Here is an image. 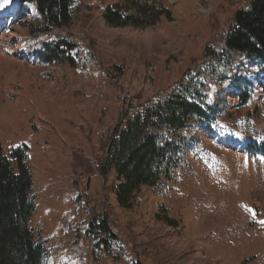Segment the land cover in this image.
<instances>
[{"label": "rangeland", "instance_id": "rangeland-1", "mask_svg": "<svg viewBox=\"0 0 264 264\" xmlns=\"http://www.w3.org/2000/svg\"><path fill=\"white\" fill-rule=\"evenodd\" d=\"M123 1L71 0L66 27L32 36L35 12L0 0V140L5 152L14 143L50 152L49 172L39 167L45 153L34 167L37 209L29 223L45 243L44 264H155L163 255L144 253L143 231L161 207L179 224V231L163 230L166 242L184 239L194 262L264 264V157L255 150L264 147V78L238 55L230 67L203 61L207 47L221 50L222 34L247 0H154L170 20L143 29L108 26L103 11ZM55 38L76 45L75 67L39 61L36 52ZM202 77L211 121L192 120L178 132L183 151L169 181L143 189L132 211L119 209L114 172L100 174L112 128L125 112ZM31 90L47 94L33 99ZM240 91L250 96L244 105ZM59 154L65 177L54 162ZM104 212L117 234L108 254L87 235L90 217Z\"/></svg>", "mask_w": 264, "mask_h": 264}, {"label": "trees", "instance_id": "trees-1", "mask_svg": "<svg viewBox=\"0 0 264 264\" xmlns=\"http://www.w3.org/2000/svg\"><path fill=\"white\" fill-rule=\"evenodd\" d=\"M19 3L29 6L37 15L35 24L29 28L32 36L62 29L72 19L71 0H19ZM102 18L113 28L143 29L155 26L161 19L170 20L171 13L154 0H124L107 7ZM221 43L220 51L207 47L203 61L230 67L238 55L249 65L256 64L264 78V0H247L245 8L234 13ZM75 46L68 38H55L44 43L35 55L45 65L75 67L72 56ZM207 70V77L211 78L209 73L213 70ZM207 77H202L201 82H180L151 105L146 102L131 116L125 112L119 117L105 142L100 167L103 177L108 169L114 172L116 185L111 189L119 209L132 211L139 205L138 195L143 189L169 181L171 169L183 151L181 141L175 136L178 132L192 120L200 124L211 121L214 109L206 105ZM238 81L246 84L245 80ZM248 100V93L240 91L239 104L244 105ZM260 146L255 150L264 157V147ZM245 150L251 151L249 147ZM28 158L29 148L25 144L8 152L0 144V264H44L45 243L35 236L29 224L36 210V199ZM160 210L154 216V226L144 225V253L152 258L163 255L152 259L156 260L155 264H200L193 261L192 251L184 239L176 245L166 242L163 230L179 231V224L163 207ZM87 235L105 253L111 252V241L117 239V234L107 212L90 217Z\"/></svg>", "mask_w": 264, "mask_h": 264}, {"label": "crops", "instance_id": "crops-1", "mask_svg": "<svg viewBox=\"0 0 264 264\" xmlns=\"http://www.w3.org/2000/svg\"><path fill=\"white\" fill-rule=\"evenodd\" d=\"M27 87H29V86H27ZM20 92V91H19ZM24 93H27L26 91H24ZM45 94H47V92H45V93H40V92H38V91H28V94L27 95H29V96H33L32 98L33 99H37L39 96H41V95H45ZM36 105V104H35ZM17 106H18V102H17ZM11 124L12 125H14V126H17L18 125V123H16V124H14L13 122H11ZM11 124L9 125V127L7 128L8 129V131H9V133L12 135V133H13V130L11 129ZM0 129H2V131L4 130L3 128H0ZM0 144H1V146L4 148L5 146H4V144H3V142L0 140ZM19 144L20 143H14V144H11L10 146L12 147V148H14V147H17V146H19ZM23 144V143H22ZM21 145V144H20ZM27 146L29 147V155H30V157H31V159H29V162H28V166H29V168H30V170H31V174H32V177H33V174H34V172H35V169H34V167L36 166V163L37 162H40L39 161V159H38V157L39 156H42V158H43V153H45V161H41L42 163L41 164H39V167L41 168V169H45V170H47L48 172L50 171L49 169H50V167H49V165L48 164H50V158H49V151L48 150H45V149H47V147L48 146H40V145H36L35 143L34 144H30L29 145V143H27ZM11 147H9L8 146V148H11ZM45 150V151H44ZM65 154H66V152H65ZM65 154L63 153V156H65ZM59 156H61V159L59 158ZM34 157V158H33ZM32 158H33V160H32ZM56 159L54 160V162H57L58 160H60L59 162L61 163V167H60V169H58V170H60L61 171V173H60V175H61V177H65L66 176V173H67V169L66 168H64V162L65 161H63L62 162V155H57L56 157H55ZM36 159V161H34ZM64 160V159H63ZM32 162H33V164H32ZM32 185H33V182H32ZM34 193V192H33ZM36 209H37V205H36ZM36 211V210H35ZM35 214V213H34Z\"/></svg>", "mask_w": 264, "mask_h": 264}, {"label": "snow or ice", "instance_id": "snow-or-ice-1", "mask_svg": "<svg viewBox=\"0 0 264 264\" xmlns=\"http://www.w3.org/2000/svg\"><path fill=\"white\" fill-rule=\"evenodd\" d=\"M8 2V0H4V3H7Z\"/></svg>", "mask_w": 264, "mask_h": 264}, {"label": "water", "instance_id": "water-1", "mask_svg": "<svg viewBox=\"0 0 264 264\" xmlns=\"http://www.w3.org/2000/svg\"><path fill=\"white\" fill-rule=\"evenodd\" d=\"M87 182H89V179L87 180Z\"/></svg>", "mask_w": 264, "mask_h": 264}]
</instances>
